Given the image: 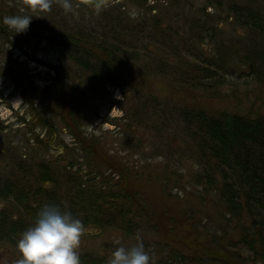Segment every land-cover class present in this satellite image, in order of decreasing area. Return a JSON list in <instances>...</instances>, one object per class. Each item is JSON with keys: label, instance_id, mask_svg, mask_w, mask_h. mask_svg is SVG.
I'll return each instance as SVG.
<instances>
[{"label": "rangeland", "instance_id": "rangeland-1", "mask_svg": "<svg viewBox=\"0 0 264 264\" xmlns=\"http://www.w3.org/2000/svg\"><path fill=\"white\" fill-rule=\"evenodd\" d=\"M67 2L70 9L64 8L65 0H0V187L7 180L12 187L32 186L40 165L50 166L56 184H61L64 171H70L73 165L82 167L77 158L80 141L85 138L93 141L103 158L139 173L143 181L149 178L152 187H165L169 199L155 195L145 200L148 205L159 206L157 211L163 220H168L166 213L176 215L180 204L192 210L193 216L197 213L201 223L210 228L216 222V207L209 196L198 199L192 195L189 177L197 170L196 153L181 111L193 108L209 114H264V81L250 76L245 68L244 73H224L223 79L219 74L223 82L215 81L216 77L205 80L189 68L195 61L182 50L181 43L196 53L214 55L213 44L194 48L190 43V27L210 16L216 26L219 24L216 41L228 50L239 51L244 45L245 50L264 51V38L238 28L228 12L231 3L264 11V0H108L100 7L86 6L82 0ZM138 8H142L139 16ZM6 16L32 18L25 32L14 33L3 23ZM118 21L123 27L138 30L143 23L146 29V35L139 37L137 59L133 54L125 55L126 75L122 76L131 82L130 87L123 80L120 83L125 87L117 89L110 79L107 82L92 76L85 77V82L69 51L56 43L58 39L51 41L55 40L54 33L71 36L77 30L84 39L111 49V26L115 22L119 28ZM128 40L132 42L133 37ZM210 68L214 70L215 66ZM54 88L63 89L64 99ZM46 187L55 190V185L48 183ZM26 197L22 199L29 200ZM6 206L0 200V212ZM19 213L14 218L18 217L26 229L34 224V213L23 214L21 209ZM143 224L139 223L140 230L134 236H125L114 228L103 232L84 227L80 258L91 254L104 257L108 264L117 247L129 248L142 242L151 264H163L164 244L173 246L174 232L168 230L164 235L162 230H151ZM215 227L198 231L204 238ZM233 253L229 249L226 256ZM20 258L15 246L0 240V264H18ZM234 258L207 264H262L241 249Z\"/></svg>", "mask_w": 264, "mask_h": 264}, {"label": "trees", "instance_id": "trees-1", "mask_svg": "<svg viewBox=\"0 0 264 264\" xmlns=\"http://www.w3.org/2000/svg\"><path fill=\"white\" fill-rule=\"evenodd\" d=\"M228 9L233 19L239 20L242 29L264 38L263 10L234 3L229 4ZM54 35L55 40L51 41L58 39L56 43L69 51V57L83 72L84 78L92 76L109 81L110 48L89 38L84 39L77 30L71 32V36ZM241 46L239 51L228 50L223 65L206 60L203 61L205 66H197L191 71L205 80L216 77L215 81L223 82L219 80V74L223 79L224 73H244L245 68L250 76L264 81L260 77V73L264 74V51L245 50L244 45ZM97 54L107 57L102 59ZM212 66H215L214 70H211ZM61 88H54V91L60 93V99H64ZM20 93L26 100L25 92L20 90ZM180 116L195 146L197 170L189 177L192 195L198 199L209 196L212 206L216 207V222H212L210 228L201 223L197 213L193 212V216L192 210L183 209L176 203V215L166 213L168 220H163L157 211L159 206L148 205L145 200L153 199L155 195L169 199L170 194L165 192V187H152L149 178L143 181L139 179V173L103 158L93 141L84 138L80 141L82 146L77 158L82 167L76 171H62L64 182L61 184H56L50 166L40 165L32 186L20 185L14 186V189L7 184L10 181L7 180L0 187V200L7 205L4 207L7 212L4 209L0 212V228L3 229L0 230V240L16 247V241L26 226L16 223L14 214L20 215L21 209L23 214L34 213L32 217L35 219L44 205L52 204L61 211L71 212L84 227L93 226L103 232L114 228L125 236H134L140 230L139 223H144L151 230H162L164 235L173 230L172 240L175 241L172 247L164 244L166 258L163 264L234 261L237 249L244 250L254 260L264 264V114L242 115L227 111L209 114L191 108L183 109ZM48 183L55 185V190L48 189ZM24 195L29 200L24 201ZM17 199L23 202L16 203ZM213 225H216L215 229L207 234L210 237L202 238L198 230H210ZM229 249L234 251L231 257L226 256ZM80 261L81 264H106L104 257L97 258L91 254H85Z\"/></svg>", "mask_w": 264, "mask_h": 264}, {"label": "clouds", "instance_id": "clouds-1", "mask_svg": "<svg viewBox=\"0 0 264 264\" xmlns=\"http://www.w3.org/2000/svg\"><path fill=\"white\" fill-rule=\"evenodd\" d=\"M63 6L71 8L67 0ZM31 18L6 16L3 23L14 33H21L28 29ZM84 231L82 221L71 212L46 204L37 213L34 224L16 241L21 257L18 264H81L78 249ZM108 264H151V256L141 242L129 248L117 247Z\"/></svg>", "mask_w": 264, "mask_h": 264}, {"label": "flooded vegetation", "instance_id": "flooded-vegetation-1", "mask_svg": "<svg viewBox=\"0 0 264 264\" xmlns=\"http://www.w3.org/2000/svg\"><path fill=\"white\" fill-rule=\"evenodd\" d=\"M83 2V1H82ZM139 6L141 4H138ZM221 6L219 5V8ZM138 16L139 13L142 12V8H138ZM227 13V10H226ZM197 19V18H196ZM235 23L237 24L238 28L242 29L241 24L238 19H234ZM116 22V21H115ZM114 24L111 26V34H110V45L112 48L110 49L109 54V66H108V74L111 82H113V86L117 89L121 88L123 89L125 85L123 83H120L124 80L123 76L126 75L123 71L125 68L126 63V54H133L134 59H137L138 52H139V37L144 34L146 35V29L142 27L143 23H140L138 29L132 28L128 26H124L119 22V28L116 27ZM209 22V23H207ZM209 16V20L205 21L203 19L196 22L195 25L191 26V37H190V43L192 41L194 48H199V46H205V43H211L213 44V50H215L214 55L205 56L203 54H200L199 52L191 51L188 47H185V44L181 43L182 50L186 53L187 56H192V58L195 61V64L190 63L189 68H197V66H205L203 61H214L215 64H222L223 60L227 57L228 53V46L222 45L221 43H218L216 41V35L219 33L218 31V25L216 26L214 24ZM217 29V30H216ZM138 33V34H137ZM128 38L133 37V40H127ZM238 43V42H237ZM185 55V54H184ZM123 58V59H122ZM194 63V62H193ZM123 75V76H122ZM124 83H126L128 86L131 82L128 80H124ZM130 87V86H129ZM73 171H76L78 168L76 165L72 166ZM34 220V219H33ZM14 221L18 224H21V221H17L14 218ZM21 222V223H20ZM0 230H3L0 228Z\"/></svg>", "mask_w": 264, "mask_h": 264}, {"label": "water", "instance_id": "water-1", "mask_svg": "<svg viewBox=\"0 0 264 264\" xmlns=\"http://www.w3.org/2000/svg\"><path fill=\"white\" fill-rule=\"evenodd\" d=\"M86 6L89 7H100L108 0H82Z\"/></svg>", "mask_w": 264, "mask_h": 264}]
</instances>
